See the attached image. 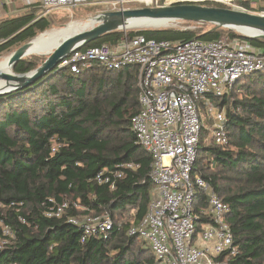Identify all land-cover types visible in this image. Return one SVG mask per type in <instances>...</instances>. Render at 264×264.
Listing matches in <instances>:
<instances>
[{"label": "trees", "instance_id": "16d2710c", "mask_svg": "<svg viewBox=\"0 0 264 264\" xmlns=\"http://www.w3.org/2000/svg\"><path fill=\"white\" fill-rule=\"evenodd\" d=\"M206 2L224 6L201 3ZM246 6L264 11V3L250 7L247 1ZM35 14L32 7L0 20V39H7L0 44V56L51 28L48 16L35 19ZM183 23L198 26L128 33L174 41L242 38L264 48V39L236 29ZM123 34L114 30L84 47L114 43ZM43 57L25 56L13 69L17 73L34 70ZM215 102L226 107L229 144L205 142L204 128L193 173L207 179L230 206L226 220L238 253L228 259L225 253L217 261L264 264V69L242 76ZM140 109L136 66L109 69L95 63L80 72L55 68L32 85L0 97V264L155 263L146 242L129 234L146 215L153 189L152 155L136 142L131 129V118ZM127 162L138 166L121 167ZM103 169L124 170V176L116 178L112 188L96 180ZM52 200L68 201L70 207L61 217H47L45 210ZM194 201L196 213L207 206L198 189ZM88 215H108L115 224L107 235L82 241L83 228L70 218ZM3 226L12 235L4 234Z\"/></svg>", "mask_w": 264, "mask_h": 264}, {"label": "built area", "instance_id": "2783aa9c", "mask_svg": "<svg viewBox=\"0 0 264 264\" xmlns=\"http://www.w3.org/2000/svg\"><path fill=\"white\" fill-rule=\"evenodd\" d=\"M131 1L147 6L213 1L250 11L246 6L250 0H32L31 4L39 9L35 17L38 19L54 9H72L89 2L107 5L104 11H108L130 8L126 5ZM6 41L2 38L0 44ZM95 63L109 69L136 66L138 73L141 109L132 116L131 129L136 142L152 155L153 190L146 215L130 228L129 234L149 245L154 264H222L217 261L219 256L227 253L228 259L237 254L234 234L226 220L229 204L207 179L193 173V167L206 118L215 121L214 142L229 144L226 111L211 98L225 95L242 76L263 70L264 48L242 38L174 41L125 32L114 43L75 49L56 68L80 72ZM137 166L134 162L121 165ZM123 176L124 170L110 173L103 169L96 180L114 188L115 179ZM197 189L207 200V206L201 207L199 213L194 210ZM69 207L68 201H53L45 215L61 217ZM200 217L206 220L201 221ZM70 222L83 228L82 241L96 234L107 235L115 224L108 215L73 216ZM2 229L4 234L12 235L9 227Z\"/></svg>", "mask_w": 264, "mask_h": 264}, {"label": "water", "instance_id": "95a60500", "mask_svg": "<svg viewBox=\"0 0 264 264\" xmlns=\"http://www.w3.org/2000/svg\"><path fill=\"white\" fill-rule=\"evenodd\" d=\"M88 27L63 39L46 59L34 70L26 73H0V78L9 88L0 89V97L21 88L28 87L55 70L60 61L74 51L102 35L114 31L130 29L133 20H158L167 24L177 21L207 22L230 29L250 30L244 35L264 39V12L256 13L234 9L226 6H213L197 2H180L161 6H144L119 10L103 11L93 17ZM160 28V27H159ZM249 32H251L249 34ZM45 33V32H44ZM43 33V34H44ZM38 37L19 46L11 55L9 64L13 65L27 55L31 42Z\"/></svg>", "mask_w": 264, "mask_h": 264}, {"label": "rangeland", "instance_id": "374dc122", "mask_svg": "<svg viewBox=\"0 0 264 264\" xmlns=\"http://www.w3.org/2000/svg\"><path fill=\"white\" fill-rule=\"evenodd\" d=\"M0 1H4V0H0ZM212 2L213 1H211V3ZM250 2L251 3H254L255 2L256 4L258 3V5L260 3H263L262 0H250L248 2L250 7H252V4H250ZM95 3H97V2H89V3L81 4L78 7H75V8H72V9L71 8L70 9L59 8V9L52 10L50 12V14L48 15L49 19L51 20V28L50 29H47L44 32L53 30L55 28L63 27L64 25H67L71 21H75V20L87 21L88 19H91V18L95 17L98 13L103 12L104 10H107V7H108L107 5H104L102 3L101 4L100 3H97L98 4L97 5ZM198 3H201V2H198ZM203 4H207V2L206 3H203ZM144 6H147V5H145L144 2L141 3V2H138V1H131V2L127 3V5H126V7H130V8L144 7ZM251 12H256V11H253V9H252ZM256 13H261V12H256ZM197 26L198 25H195V24L187 25L185 23H181V22L176 23L175 22V23L170 24V26H168V27L177 28V29L178 28H180V29L181 28L182 29H184V28L195 29ZM163 27H166V26H163ZM207 27H209V26H207ZM143 28H158V27H151V26L150 27H148V26H146V27H133V28H130V29H123V33H125V32L128 33L130 30H136L137 31V30H140V29H143ZM44 32H42V33H44ZM42 33H39L36 37H38ZM18 47L19 46H16V47L14 46V47H12L9 50H5L1 54L0 60L1 59H4L6 56H10ZM33 55H35V54H33ZM36 55H43V54H36ZM43 56L46 57L47 55L44 54ZM45 57H43V60L41 61L40 64H42V62L45 60L44 59ZM13 71H14V69H13ZM15 73H17V72H15ZM1 80H3V79H1ZM211 99L213 101H215L216 100V97H212ZM224 109L227 112L225 106H224ZM204 122H205V130H206V133L203 134V139H204L205 142H208V143L214 142V139H213V129L215 128V121H214L213 118H209L208 117V118L205 119ZM131 214H132V212L127 213V215L129 217L131 216Z\"/></svg>", "mask_w": 264, "mask_h": 264}, {"label": "bare ground", "instance_id": "6f19581e", "mask_svg": "<svg viewBox=\"0 0 264 264\" xmlns=\"http://www.w3.org/2000/svg\"><path fill=\"white\" fill-rule=\"evenodd\" d=\"M93 18L88 19L87 21H82V20H75L69 22L67 25H64L63 27L60 28H55L53 30L47 31L44 34L42 33L41 35L38 36V38L34 39L31 42V47L28 49V55H33V54H45L48 55L49 52L53 51L55 46H57L63 39L66 37L79 32L80 30L88 27L93 23ZM175 23V22H170L167 24L165 21H158V20H142V19H137L133 20L131 22L132 25L129 27H163V26H170V24ZM239 32L246 33L248 34L247 29L244 30H239L236 29ZM251 32H249L250 34ZM9 59L10 56H6L4 59L0 60V73H11L12 72V67L9 64ZM9 88L5 86V81L0 79V89H5Z\"/></svg>", "mask_w": 264, "mask_h": 264}, {"label": "crops", "instance_id": "0c3cea01", "mask_svg": "<svg viewBox=\"0 0 264 264\" xmlns=\"http://www.w3.org/2000/svg\"><path fill=\"white\" fill-rule=\"evenodd\" d=\"M32 0H4L0 1V20L8 18V17H14L19 15L20 13L26 11L29 8L36 9V14H38L39 9L35 7V5H32ZM264 3V1H263ZM256 3H252V5H255Z\"/></svg>", "mask_w": 264, "mask_h": 264}]
</instances>
